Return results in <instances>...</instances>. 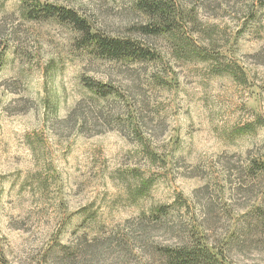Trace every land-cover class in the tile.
Listing matches in <instances>:
<instances>
[{
  "label": "rangeland",
  "instance_id": "rangeland-1",
  "mask_svg": "<svg viewBox=\"0 0 264 264\" xmlns=\"http://www.w3.org/2000/svg\"><path fill=\"white\" fill-rule=\"evenodd\" d=\"M135 1L0 0V264H168L196 241L264 264V0H176L162 36Z\"/></svg>",
  "mask_w": 264,
  "mask_h": 264
},
{
  "label": "trees",
  "instance_id": "trees-1",
  "mask_svg": "<svg viewBox=\"0 0 264 264\" xmlns=\"http://www.w3.org/2000/svg\"><path fill=\"white\" fill-rule=\"evenodd\" d=\"M36 6L41 8L38 11L29 12V17L33 19L40 17L45 19L55 18L68 24L77 32L82 33V39L85 43L95 48L102 57L118 60L145 59V52L141 48L132 45L130 41L102 38L98 34L92 33L87 22L78 17L73 11L50 5L41 6L39 3H36ZM134 7L147 18L148 23L144 30L148 35H172L181 27L180 22L183 18V11L176 0H136ZM31 13H33V16H31ZM212 43L211 36L206 42H196L202 47L201 53L197 55H203L204 49L211 46ZM193 46L198 48L195 44ZM203 59L207 60L208 58ZM164 257L168 264H223L221 254L200 241L165 249Z\"/></svg>",
  "mask_w": 264,
  "mask_h": 264
}]
</instances>
